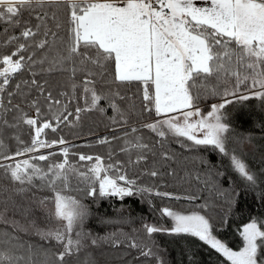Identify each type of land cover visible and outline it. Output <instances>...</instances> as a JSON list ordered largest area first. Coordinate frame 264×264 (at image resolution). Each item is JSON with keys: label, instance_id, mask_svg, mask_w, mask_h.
<instances>
[{"label": "snow or ice", "instance_id": "6c2138e0", "mask_svg": "<svg viewBox=\"0 0 264 264\" xmlns=\"http://www.w3.org/2000/svg\"><path fill=\"white\" fill-rule=\"evenodd\" d=\"M25 11L29 20L20 19ZM0 21L10 26L4 28L5 33L13 31L0 41V46L10 49L0 52V149L6 132H11L8 138L18 145L14 153L0 151V170L13 185H19L12 189L16 195L27 192V186L35 181L53 191L54 209L49 216L58 226L39 228L32 222L27 227L42 240L62 246L55 256L57 264L79 253L86 242L97 246L103 241L114 247L126 242L129 249L139 252L138 258L168 264L150 242L157 233L195 238L230 264H264V219L249 215L238 225L236 232L242 246L234 249L219 237L210 217L202 214L210 207L207 201L187 213L167 206L159 208L162 217L170 218L169 228L149 224L141 217L140 229H132L131 235L119 233L124 240L117 233L91 238V233L83 231L91 215L89 207L56 190L58 183L65 189L69 186L70 172L85 183L87 196L94 200L118 198L123 202L137 198L152 212L157 211L153 197H195H181L145 185L139 178L130 177L119 161L105 164L99 155L79 154L80 161L95 163L87 171L77 172L69 164V147L63 137L51 141L42 138L45 130L55 132L61 124L74 126L82 114H103L111 109L114 115L108 120L114 126L112 131L119 130L123 135L113 134L111 139L104 136L96 143L109 145L123 140L121 152H138L134 161L130 159L131 164L146 162L144 152L150 150L137 134L140 129L154 133L162 144L174 140L182 149L217 152L228 159L239 184L223 171L204 183L228 204L220 223L222 227L230 226L233 209L239 208L241 197L251 194L264 203V156L260 158L262 166L253 171L244 159V149L255 137L237 133L226 111L229 105H243L253 98L264 103V0H0ZM17 28L20 31L15 34ZM22 72L30 73V78L13 85ZM54 72L65 74L70 91L53 89L46 79L41 82V77ZM101 82L107 90L98 87ZM131 88L136 89L132 97L121 95V89ZM16 97L20 101L14 104ZM209 97H218L220 102L211 104L205 112L199 104ZM73 102L74 110L69 111ZM144 113H154V119L140 122L139 127L130 123L133 115ZM22 125L32 133L30 143H25L17 131ZM257 128L264 132V121ZM230 143L234 144L231 149ZM57 145L64 160L49 164L47 169L35 161L47 162L52 152L18 159ZM112 155L110 149L109 161ZM172 158L174 154L162 153V159ZM200 162L210 169L215 167L203 158ZM142 175L158 178L160 172L145 170ZM219 180L226 181L228 187H222ZM7 191L0 186V222L18 230L19 222L6 221L5 213L12 211L27 219L33 209L17 203L12 195L3 198ZM47 203V198L39 201L41 206ZM121 222L134 221L129 216ZM141 231L149 242L138 238ZM27 250V264H34L33 246L28 245ZM182 255V264H194L191 250H184ZM25 260L23 254L17 256L0 249V264H22Z\"/></svg>", "mask_w": 264, "mask_h": 264}, {"label": "trees", "instance_id": "16d2710c", "mask_svg": "<svg viewBox=\"0 0 264 264\" xmlns=\"http://www.w3.org/2000/svg\"><path fill=\"white\" fill-rule=\"evenodd\" d=\"M21 20H29V13L23 12L20 17ZM32 24H35L34 19L31 20ZM9 25L0 21V41L7 38L8 35H12L13 31L10 29L8 33L4 32V28ZM15 34H18L20 29L14 30ZM10 49L0 46V52L7 53ZM39 69H37V72ZM30 78V73L22 72L18 74L13 85L17 81ZM47 80L50 87L57 89L58 91H70L68 84L66 83L65 74L54 72L46 74L41 77V82ZM98 87H104L101 82ZM115 88V85L112 86ZM136 91L135 88L121 89V95L133 96ZM35 95V93H33ZM19 97L13 99V103H18ZM220 101L218 97H209L200 102L199 106H208L212 102ZM137 108H139V99H136ZM80 106H83L81 101ZM106 106V102H105ZM75 102L70 106L69 111L74 110ZM125 107V105H121ZM25 111H29L25 108ZM230 114L231 123L237 133L248 134L251 133L255 139L252 145H245L244 159L248 162L253 171L258 170L262 165L260 164L261 156H264V132L257 128V125L264 121V103L259 99L253 98L245 101L243 105L232 104V108L226 109ZM29 114H32L31 112ZM114 115L109 109L106 113L100 114L96 112L82 114L81 120L74 126H66L61 124L59 129L55 132L48 129L45 130V134L42 135L43 139L48 141L59 139L63 137L67 142L66 146L69 147L68 160L70 166L74 167L77 172L87 171L95 161H80L79 154H86L96 156L99 155L104 158L105 164L111 162L115 163L119 161L126 169L127 174L133 178H139L145 185H152L158 188L159 191H167L174 193L181 197H195L193 200L188 199H167L153 197V203L155 204L157 211L152 212L146 204L139 202L137 198H126L121 202L118 198L108 199H92L87 196L85 183H82L77 175L69 173V186L65 189L61 183L57 184V191H61L62 194L71 196L80 200L86 204L91 212L90 217L85 222L83 231L91 233V238L104 237L110 233H117L118 238L124 240L123 236H119V233L132 234V229L141 228V217H144L149 224H156L163 226L164 228L171 227V220L167 217H162L159 214L158 209L162 207H171L174 210L182 212H190L198 210L199 205L204 204L207 201L210 207L203 209L202 214L210 217L214 223L217 234L219 237L229 243L230 247L238 249L241 245L240 239L236 232V228L242 222L247 221V217L258 216L264 219V203L254 199L251 194H248L240 198L239 208L233 209V214L230 218L228 227L221 226V220L224 214L228 211V204L226 201L217 196L214 192H210L208 186L204 183L206 179L215 178L217 171L226 172L237 180L229 168V161L226 157H221L217 152L211 150H188L182 149L179 144L174 140L163 142L159 141V138L147 129H140L137 133L143 138V143L149 145V151L144 152L147 156L146 162L140 164L129 163L130 159L134 161L138 152L133 150L130 154L120 151L123 145V140H114L109 145L97 144V139L108 136L110 139L113 134L117 137L123 135V133L117 130L113 133V125L110 124L108 117ZM155 114L144 113L142 116H132L130 123L139 127L140 122H148L154 119ZM242 117V118H241ZM118 127V126H115ZM21 139L25 143H30L31 132L28 126L22 125L17 130ZM11 132H6L4 136V147L0 151H6L8 153H14L17 150V143L15 140L9 139ZM234 147V144L230 143L229 148ZM112 150V160L109 161V150ZM167 151L170 155L174 154V158L164 160L162 159V153ZM49 152L54 153L47 162L35 161L39 167L47 169L48 165L54 162H62L64 156L61 152V147H52L50 149H43L40 152L28 154L18 159L23 160L29 158V156H38L40 154L47 155ZM200 158L214 165V168H209L207 165H203L200 162ZM158 170L160 176L158 178H152L150 176L142 175L145 170ZM171 173V174H170ZM197 176L200 177L197 180ZM222 187H228V183L224 180L217 181ZM0 186L8 191L4 194L3 198H7L8 195H12L13 199L17 203L29 206L33 209L31 215L25 219L19 214H13L12 211L5 213V220L11 221L17 220L18 230H13L7 222H0V249L6 252H11L14 255L23 254L26 260L22 264H27V257L29 255L27 246L32 245L33 251L36 253L34 256V264H57L55 256L63 248L61 245L56 244L54 241L49 242L42 240L40 236L36 235L35 230L28 228L27 226L35 222V225L39 228L57 227V222L49 216V212L54 209L52 203L54 193L47 187H41V182L35 181L32 186H27L28 191L16 195L12 189L19 187V185H13L8 177H6L2 170H0ZM47 198L48 203L44 206L39 204V201ZM124 211L121 212L120 209ZM131 217L133 223L125 224L122 221L123 217ZM112 220L116 223L105 224L101 221ZM27 229V230H25ZM14 237V238H13ZM146 242L148 238L141 231L138 237ZM151 243L158 248L159 255L163 257L168 264H182L185 258L182 255L184 250H191L195 254L194 264H230L223 256L217 254L214 250L205 246L202 242L190 236H172L165 233H157L151 237ZM139 252L135 249H129L126 242L120 247H114L112 243L103 241L99 242L97 246H92L90 243H85L79 253L71 256H66L64 264H155V261L150 258H138Z\"/></svg>", "mask_w": 264, "mask_h": 264}, {"label": "rangeland", "instance_id": "374dc122", "mask_svg": "<svg viewBox=\"0 0 264 264\" xmlns=\"http://www.w3.org/2000/svg\"><path fill=\"white\" fill-rule=\"evenodd\" d=\"M218 102H220V101H216V102H212V103H210V104H208V106H204V108H206L207 107V109H203V106L201 107L202 108V110H204L205 112L206 111H208L209 109H210V105L211 104H213V103H218ZM230 108H232V105H229L228 107H227V109H230ZM152 121V120H151ZM151 121H148V122H151ZM57 146H59V145H57ZM57 146H54V147H57ZM43 149H41L40 151H42ZM39 151V152H40ZM174 210V209H173ZM185 213H187V212H185Z\"/></svg>", "mask_w": 264, "mask_h": 264}]
</instances>
